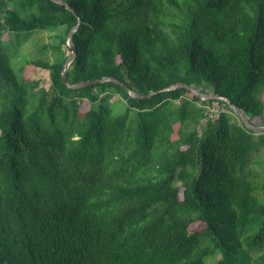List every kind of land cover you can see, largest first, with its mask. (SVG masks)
I'll return each mask as SVG.
<instances>
[{
    "label": "trees",
    "instance_id": "obj_1",
    "mask_svg": "<svg viewBox=\"0 0 264 264\" xmlns=\"http://www.w3.org/2000/svg\"><path fill=\"white\" fill-rule=\"evenodd\" d=\"M64 1L0 0V264H264V131L126 88L264 126V0Z\"/></svg>",
    "mask_w": 264,
    "mask_h": 264
},
{
    "label": "rangeland",
    "instance_id": "obj_2",
    "mask_svg": "<svg viewBox=\"0 0 264 264\" xmlns=\"http://www.w3.org/2000/svg\"><path fill=\"white\" fill-rule=\"evenodd\" d=\"M56 30H36L32 33L29 34V36L26 38L25 41L19 45H11L9 48L5 49L3 55L4 57H12L13 62L16 64H20L24 59H32L36 58L41 55V50L40 47L43 44H51V43H56L58 41V38L55 35ZM14 38V37H13ZM216 53L219 57V60L223 63L226 60V50L223 45H216L215 47ZM65 53H69V50L64 47ZM32 77L35 79H38L40 81V85L45 88H49L50 86V78H49V72L45 69H37L34 73L31 74ZM205 94H213L212 88L207 85L205 88V91H203ZM113 101V113L115 116L118 114L122 113L125 109V103L124 101L118 96L115 95L112 98ZM177 103V102H175ZM217 106L213 107L211 106V109L217 110V109H222L221 105L216 104ZM88 106L87 104H84L83 109ZM263 164H260L257 166L259 169L260 173L264 171V168L262 166ZM202 227L201 223H194L192 225L193 229H199ZM219 255H217L214 258H209L208 259V264H215L216 260L219 259Z\"/></svg>",
    "mask_w": 264,
    "mask_h": 264
},
{
    "label": "water",
    "instance_id": "obj_3",
    "mask_svg": "<svg viewBox=\"0 0 264 264\" xmlns=\"http://www.w3.org/2000/svg\"><path fill=\"white\" fill-rule=\"evenodd\" d=\"M53 1L60 3V4H63V5L66 4V2L64 0H53ZM67 7H69V6L67 5ZM78 27H79V25H77L76 27L71 29L69 36H68V40H67V45L71 49V54L66 59L64 65H63V68H62V81H63L64 85H66L69 88H73V89L82 88V87H85L88 85L95 84L97 82H101V83L102 82H116V83H119L121 85H125L122 81H120L116 77H104V78L99 79V80L80 81V82H76V83H68L67 82L66 72L68 70L69 65L71 64V62L74 60V58L76 56V49H75V45L72 41V34L74 31H76L78 29ZM179 87H186V88L190 89L198 98H200L202 100L221 99V100L225 101L226 104L234 110L237 117L245 124L246 127H248L249 129H251L257 133L264 131V126L253 125L249 121L248 117L244 114V112L240 108L235 106L230 101L229 98L224 97V96L215 95V94H205L202 91H199V90L195 89L194 87L187 85L186 83H182V82L173 83L166 88H163V89H160L157 91H151L147 94H138V93L134 92L132 89H130L128 86H126V88L128 89L129 95L131 97H134V98H144V97L151 96L157 92H161V91H165V90H173V89H176Z\"/></svg>",
    "mask_w": 264,
    "mask_h": 264
},
{
    "label": "built area",
    "instance_id": "obj_4",
    "mask_svg": "<svg viewBox=\"0 0 264 264\" xmlns=\"http://www.w3.org/2000/svg\"><path fill=\"white\" fill-rule=\"evenodd\" d=\"M215 106H217V105L214 104L213 107H215ZM218 115H219V109H217V110H213V108H212V110H211V112H210V116L213 117V118H216Z\"/></svg>",
    "mask_w": 264,
    "mask_h": 264
}]
</instances>
